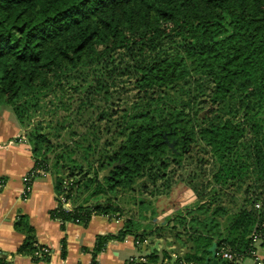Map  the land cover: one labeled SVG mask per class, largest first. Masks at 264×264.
Wrapping results in <instances>:
<instances>
[{"label": "trees", "instance_id": "16d2710c", "mask_svg": "<svg viewBox=\"0 0 264 264\" xmlns=\"http://www.w3.org/2000/svg\"><path fill=\"white\" fill-rule=\"evenodd\" d=\"M166 37L177 39L173 51L133 68L141 96L120 114L118 139L101 141L97 131H89L86 144L75 140L55 151L44 132L26 137L32 169L56 176L50 217L82 225L96 214L123 219L117 233L96 236L91 264L110 239L126 235L135 245L144 238L152 244L146 262L125 264L156 262L176 251L167 237L161 244L167 227L182 245V233H189L193 245L182 256L194 264L209 257L212 243L216 251L225 245L244 257L254 247L248 235L264 221V0H0V107H10L23 126L39 93L90 63L101 49L150 47ZM175 87L181 99L167 102L160 93ZM204 100L210 106L202 113ZM198 141L208 147L213 165L209 192L167 212L139 197L131 215L121 214L117 194L134 190L147 171L152 180L163 178L169 164H180ZM229 188L242 194L234 212L223 203ZM59 194L70 207L61 205ZM158 217L162 224L153 222ZM149 219L154 225L147 230ZM15 228L25 233L18 253L49 258L51 249L35 240L24 216ZM156 241L159 248L152 247ZM0 264H11L2 251Z\"/></svg>", "mask_w": 264, "mask_h": 264}, {"label": "rangeland", "instance_id": "374dc122", "mask_svg": "<svg viewBox=\"0 0 264 264\" xmlns=\"http://www.w3.org/2000/svg\"><path fill=\"white\" fill-rule=\"evenodd\" d=\"M176 43V38L166 37L150 47L101 49L90 63L63 77L53 89L43 90L37 95V106H31L27 110L29 117L23 126L25 136L29 137L35 131L44 132L56 147L55 151L61 146L65 148L64 145L67 143L75 145V140L86 144L91 138L89 131H97L101 141L115 136V140L118 139L116 125L120 114L123 110L128 111L141 96L134 87V66L151 62L170 53L175 49ZM206 82H203L205 86L208 84ZM164 92L160 94L164 95L167 102L175 103L181 99L176 87ZM202 106L204 113L208 111L210 105L204 100ZM102 112L107 114L102 120H98ZM48 156L49 162L52 163L53 153H49ZM209 158L208 147L198 141L193 144L189 153L180 157V164H169L163 178L152 180L149 177L150 172L147 171L146 176L134 186V190L116 195L115 202L122 209L121 214L131 215L136 209L139 197L151 199L159 212L170 211L181 204L193 205L200 199V194L209 192V175L213 168ZM172 159L173 157L169 156L168 160ZM155 170L157 164L152 167V171ZM160 172L159 170L158 173ZM143 183L146 185L144 190ZM241 198L240 189L234 191L229 188L228 195L223 197V203L230 212H234L241 207ZM103 200L104 197L101 198V201ZM153 225L149 219L144 228L148 230ZM173 233L174 230L169 227L162 229V239L165 241L166 237L169 238L166 241L170 243V248L183 254L192 247L193 242L187 231L186 233L184 231L182 239L180 238L181 241L185 239L183 245L179 244ZM250 260L247 258L245 261Z\"/></svg>", "mask_w": 264, "mask_h": 264}, {"label": "crops", "instance_id": "0c3cea01", "mask_svg": "<svg viewBox=\"0 0 264 264\" xmlns=\"http://www.w3.org/2000/svg\"><path fill=\"white\" fill-rule=\"evenodd\" d=\"M24 129L10 107H0V177L4 179L0 189V251L6 258L9 256L11 264H91L96 236L117 233L123 219L96 214L82 225L73 221L61 223L50 217L49 211L56 204V176L51 172L35 177L28 196L23 198L22 176L33 165ZM20 215L32 226L35 240L51 249L47 260H33L28 254L17 252L25 239V233L15 228ZM160 241L162 244L163 239ZM138 250L132 235L110 239L97 253L96 261L122 264ZM257 250L264 260V247ZM160 257L151 264H159ZM245 263L251 264L252 260Z\"/></svg>", "mask_w": 264, "mask_h": 264}, {"label": "built area", "instance_id": "2783aa9c", "mask_svg": "<svg viewBox=\"0 0 264 264\" xmlns=\"http://www.w3.org/2000/svg\"><path fill=\"white\" fill-rule=\"evenodd\" d=\"M45 173H47V171H44L41 168L32 169L31 166V168L22 176V181L24 183L23 191H22L23 198H26L28 196L31 183L34 180V178L43 175ZM3 185H4V179L0 177V189L3 187ZM58 198L62 206L70 207V202L69 200L66 199V197H64V195L59 194ZM255 207L259 208V203H255ZM153 222L156 224H162L164 221H162L161 217H158L155 218ZM248 236L251 238L254 247L248 251L245 257L242 255H238L235 251L231 250L225 245H221L216 251V254L221 260V263H219V259H218V264H246L245 260L247 258H250L252 260L251 264H264V260L262 257L259 256L257 250L260 247V243H264V221L259 224H256ZM151 244L152 242L150 239L144 238L138 245H136L137 249H139L137 253L129 256L122 264H125L126 261H130V260H134L135 262H146L147 261L146 255L151 249L150 247ZM182 255L183 254L171 250L169 251L168 255L161 256L159 258L160 260L159 264H194L191 261L185 260ZM6 260L10 261L9 256L6 258Z\"/></svg>", "mask_w": 264, "mask_h": 264}, {"label": "water", "instance_id": "95a60500", "mask_svg": "<svg viewBox=\"0 0 264 264\" xmlns=\"http://www.w3.org/2000/svg\"><path fill=\"white\" fill-rule=\"evenodd\" d=\"M158 246L157 242L153 244V248H156ZM210 255L205 259L204 262L199 264H207L209 260H211L212 264H218V258L216 256V244L212 243V245L209 247Z\"/></svg>", "mask_w": 264, "mask_h": 264}]
</instances>
